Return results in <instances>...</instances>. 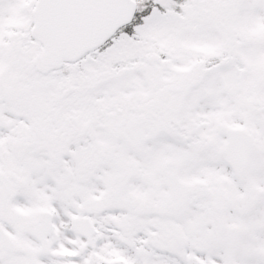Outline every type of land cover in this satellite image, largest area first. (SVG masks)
<instances>
[{"label":"snow or ice","instance_id":"6c2138e0","mask_svg":"<svg viewBox=\"0 0 264 264\" xmlns=\"http://www.w3.org/2000/svg\"><path fill=\"white\" fill-rule=\"evenodd\" d=\"M0 264H264V0H0Z\"/></svg>","mask_w":264,"mask_h":264}]
</instances>
